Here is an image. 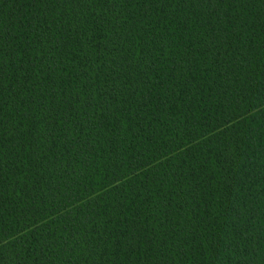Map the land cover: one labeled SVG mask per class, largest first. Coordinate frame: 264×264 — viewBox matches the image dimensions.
I'll return each mask as SVG.
<instances>
[{
    "label": "trees",
    "instance_id": "obj_1",
    "mask_svg": "<svg viewBox=\"0 0 264 264\" xmlns=\"http://www.w3.org/2000/svg\"><path fill=\"white\" fill-rule=\"evenodd\" d=\"M0 264H264V0H0Z\"/></svg>",
    "mask_w": 264,
    "mask_h": 264
}]
</instances>
